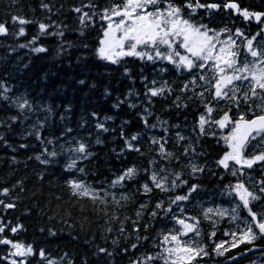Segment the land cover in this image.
Here are the masks:
<instances>
[{"label":"trees","instance_id":"1","mask_svg":"<svg viewBox=\"0 0 264 264\" xmlns=\"http://www.w3.org/2000/svg\"><path fill=\"white\" fill-rule=\"evenodd\" d=\"M113 2L118 3L120 0H0V23H5L10 33L0 36V85L3 86L0 93L3 88H8L10 91L7 95L10 98L24 96L33 105L32 111H25L27 119L21 116L13 124L9 117L20 116L19 111L8 102L0 100V120L3 121L0 123V136L3 137L0 140V189L10 190L7 196H0V200L16 205L7 210L0 206V226L5 229L0 233V238L25 246L31 245L34 255L26 258L28 264H48L49 260L54 261V264H69V261L71 264H130L131 260L142 254L158 251L153 245L159 244L162 234L172 224L171 221H166V216L172 217L176 207L172 206L173 212L165 215L155 209V204L163 201L167 207L170 197L184 194L188 191V186L197 184V192L192 194L189 201L181 204L184 211L181 212L180 207L177 213L181 218L185 214L199 219L200 235L194 239L210 251V255L197 257L192 264H242L254 254H264L262 238L255 241L254 245L241 244L230 249L224 256H212L210 240H218L219 235L209 237L210 226L202 215V203L210 198L222 202L234 199L233 193L228 194L230 190L226 186L243 179L233 177L216 164L229 150L220 136V128L214 125L215 129L212 131H216L215 135H199L197 120L200 114L205 113V109L192 91H179L187 82L183 78L189 73L177 74L170 65H162L158 61L153 64L134 57H124L117 64L97 58L96 50L99 40L103 38L102 28L106 27L99 13ZM202 2L216 3L221 7L218 11L198 10L194 20L216 30L228 28L230 33L240 29L249 38L256 36L257 40L264 43V32H260L262 25L254 18L245 22L239 14L235 16L231 9L226 10L223 1ZM234 2L241 9L264 12V0ZM177 3H182V0ZM43 4L49 7L45 9ZM90 4L95 5V9L85 7ZM74 8H81L82 11L75 12ZM93 11L97 15L87 22L81 35L79 17L83 12L91 15ZM13 15L35 21L23 25L24 36L12 34L18 33L21 27L12 22ZM39 23L51 25L48 33L62 31L64 34H40ZM258 32L260 35L257 36ZM33 39L35 43H31ZM21 44L26 47L21 48ZM35 47H44L47 51L35 53L32 51ZM162 67L168 70L161 73L159 69ZM125 69L128 70L127 75ZM156 76L159 79H154ZM144 77L147 78L146 81ZM81 80L84 84L79 83ZM153 80L159 85L167 81L173 89L172 94L146 97L145 84L151 87ZM105 90L108 95H105ZM130 90L138 95L128 96ZM202 90L203 88L195 89L196 92ZM211 91L205 92V100L211 98ZM126 96L125 103L119 108L113 107L119 100H125ZM177 96L181 97L178 102L180 107L174 103ZM189 96H193V99H188ZM149 99L152 103L148 102ZM129 103L136 107L130 108ZM213 105L216 108L213 113L215 118L223 115V111H228L230 116L237 119L239 109L234 112V106L229 102H213ZM145 108L151 115L144 111ZM240 108L247 118L252 117L247 105L241 103ZM93 113L96 114L95 117ZM108 116L112 119L106 120L105 117ZM141 116L147 117L149 125L155 127H145ZM97 122H103L109 131H98L95 127ZM68 128L72 131L68 132ZM37 131L41 137L39 140L35 135ZM30 132L33 134L29 135ZM177 133L186 139L178 141ZM133 135H138L136 141H131ZM97 138L101 143H96ZM152 138L160 139L161 143L167 141L165 148L173 153V157L161 160L157 155L159 145L153 144ZM125 139L141 151H129L125 147ZM48 140L53 143L48 144ZM77 140L87 144L88 151L93 155L88 159L78 160L75 168L66 171V165L73 156L66 149L69 146L75 147ZM21 144L27 147L21 148ZM62 144L64 150L61 149ZM189 145L196 152L189 151V155L184 156L182 153ZM45 148L49 152L58 153L55 157L41 156L42 159L50 160L47 165L35 159ZM261 148H264V144L252 141L246 152L258 153ZM189 159L203 166L204 171L191 174L186 167ZM150 161H155L151 167ZM133 166L138 169L134 180L124 182L123 187H111L114 179ZM160 167L181 173V179L188 181V185L169 193L154 189L149 195L142 194L141 185H151L148 176L153 169L159 170ZM244 171L253 182L264 180V169L260 165L251 170L245 168ZM69 179L83 181L96 189H105L114 193L117 199L121 194L128 195L130 199L122 200V206L114 205L111 195L106 209L104 205L99 206L108 211L109 216L115 213L120 219L106 224L108 217L103 211H98L90 200H78L71 196L67 187ZM141 203L148 207L142 210L139 224L134 225ZM263 204L264 201L254 202L253 210L257 212ZM153 210L159 211L157 218L150 216ZM121 222L125 228L124 233L119 231ZM145 224L148 225L147 229L144 228ZM17 225L23 227L12 233L11 228ZM108 227L113 229L112 232L105 231ZM134 227H138L139 231L134 232ZM53 232L55 235H52ZM137 236H146L148 239L138 241ZM134 242L139 244L137 250H130L127 254L121 251ZM99 247L106 248L113 255L98 253ZM249 248L254 250L248 251ZM40 250L45 253L44 259L39 256ZM10 251V245L0 244V257H7L0 259V264H8L10 259L19 260L17 257H10ZM242 255L244 256L240 257Z\"/></svg>","mask_w":264,"mask_h":264},{"label":"snow or ice","instance_id":"2","mask_svg":"<svg viewBox=\"0 0 264 264\" xmlns=\"http://www.w3.org/2000/svg\"><path fill=\"white\" fill-rule=\"evenodd\" d=\"M47 9V4L42 5ZM85 7H91L95 9V5H86ZM221 7L216 3H206L202 0H182V3H177L176 0H120V2H113L110 6L105 7L99 13V17L106 23V27L102 28L103 38L99 40V47L97 48V58L110 62L111 64H117L124 57H134L141 61H148L155 64L157 61L166 62L171 65L177 72V74L189 73V77L186 78L187 82L184 83L179 89L180 92L192 91L193 96L199 99L202 106L205 109V113L199 115L197 120V127L199 129L200 136L209 135V131L213 125L218 126L221 130L229 127L231 128L227 135L223 136V139L229 149L221 158L216 161V164L223 168L226 172H230L233 177H244L248 173H245L243 169H253L254 166L260 165L261 169H264V148L260 151L252 154H247L246 150L248 145L252 141H258V143L264 144V47H255L253 41L256 36L246 38L247 55L251 57L249 60L245 57L240 59L241 53L239 51L240 45L237 44L233 38V34L227 35V39H221V36L231 32L228 28L216 30L210 28L207 24L194 20L193 17L197 15L198 10H204L210 12L217 10ZM226 9H232L245 21L254 20L262 25L260 32H264V12L250 11L249 9H241L235 2H227L223 5ZM73 11L80 13L81 8H74ZM97 12L93 11L91 15L87 12H83L79 17L80 24L82 26L81 35H83V27L87 26V22L91 21L93 16H96ZM12 22L21 25L18 29L19 36L25 35V28L23 25L29 23H35V21H29L22 16H12ZM51 25L39 23V33H48V29ZM257 33V36L260 35ZM9 29L5 23H0V36L9 35ZM50 35L63 36L62 31L48 33ZM244 34L240 29H237L234 33L235 37H242ZM35 43V39L31 41ZM21 48L26 45H19ZM87 45H85L86 47ZM183 50L181 52L180 50ZM35 53H44L47 51L44 47H35L32 49ZM199 69V74L196 70ZM167 68H160L161 73L166 72ZM205 70L211 73L206 75ZM125 74H128V70L125 69ZM198 76V78H197ZM145 81L146 77L143 78ZM198 81L203 82L198 83ZM80 84H84V81H79ZM152 86L149 87L145 84L146 97H164L167 93L169 96L172 94L173 89L170 87L167 81L156 87V80L151 81ZM3 86L0 85V88ZM196 88H203L202 91L196 92ZM211 91V98L204 99L205 92ZM10 91L8 88H3V92L0 93V100L6 101L10 106L15 107L20 116L9 117L10 121L14 124L21 116L27 119L25 111H32V103L24 96H18L10 98L7 93ZM138 95L137 93L128 92V96ZM105 95H108L105 90ZM193 96H189L188 99H193ZM125 100H119L113 105L114 108H119L121 104L125 103ZM181 100L180 96L175 98L174 103L177 107L181 105L178 103ZM219 101H227L232 106L237 107L241 103L247 105L248 111L252 113L251 118H247L244 113L239 114L238 119H234L229 115L228 111H223V115L219 118L213 116L216 111L213 102L216 104ZM149 103L152 101L149 99ZM130 108L136 107L135 104L129 103ZM185 107L187 105H184ZM145 112H149L147 108ZM95 117V113L92 114ZM149 115L151 113L149 112ZM106 120L112 119V117H105ZM145 127H155V125H149L147 117L141 116ZM0 123H3L0 120ZM166 123V122H165ZM11 125H9L10 127ZM83 126V125H81ZM43 127V125H41ZM98 131H109L105 127L103 122H97L95 125ZM195 130V129H194ZM68 132L72 129L68 128ZM33 133H29L32 135ZM36 138L41 139L39 132L35 133ZM215 135V133H211ZM123 136V134H122ZM138 135H133L131 141H136ZM185 136L177 133V140L184 141ZM0 140L3 137L0 136ZM131 141L125 139V147L129 151L140 152V148L135 147ZM48 144L53 143L52 140L47 141ZM96 143H101L97 138ZM152 143L159 145L158 153L161 160L170 159L173 157V153L168 152L165 148L167 141L161 143L158 138H152ZM71 144V142H69ZM21 148L27 147L25 144L20 145ZM61 149L64 150V145H61ZM66 151L73 154L70 158V163L66 165V171L75 168L78 160L88 159L91 152L88 151V145L80 140L76 141V146H69ZM189 151L196 152V149L189 145L184 149L182 153L184 156L189 155ZM55 157L58 155L56 151L49 152L46 148L37 155L35 159L41 164H49V159H42L41 156ZM155 164V161H150V167ZM186 167L189 168L191 174L197 172H203L204 167L197 165L194 161L189 159ZM83 171V169H78ZM138 175V169L133 167L127 168L121 175L114 179L111 183V187L116 186L123 187L124 182L134 180ZM41 179L43 177L41 176ZM148 179L151 181V185L144 183L141 185L144 195H149L152 191L159 190L160 192L169 193L174 192L176 189L188 185V181L181 179V173L171 172L164 167H160L159 170L153 169ZM67 187L70 190V194L73 197L80 199H88L92 202L98 211H103L104 215L108 217L105 221L106 224L115 222L120 218L112 213L109 216L108 211L105 209L109 205V196L112 197V203L116 206H122L121 201H127L130 199L128 195L121 194L119 199L116 198L114 193H109L105 189H96L91 185L84 183L83 181L69 179L67 181ZM230 191L229 195L235 193L236 197L240 201V205L229 209L222 208H206L202 210V215L206 220H211L212 216H219L224 218L225 216H231L233 221H237L240 218L239 208L242 206L243 210L247 212V216L251 219H244V227L239 228V239L232 242L231 247H238L239 244L254 245V242L264 238V213H257L253 210L254 202L264 201V180L259 181L256 184V189H250L244 180L238 179L234 185L226 186ZM199 185L192 184L188 186V191L184 194H177L169 198V204L165 207L164 202L160 201L155 204V209L162 211L165 215L173 212V205L179 206L182 202H187L192 197V194L197 192ZM8 188L0 189V196H7L9 194ZM59 199V197H58ZM104 205L105 209H101L99 206ZM0 206H3L5 210L15 208V203H5L0 200ZM140 210L136 212L137 220L133 221L134 225L139 224V218L143 215V211L147 209L148 205L145 203L140 204ZM83 210V209H82ZM153 210L150 213L152 218L159 216V211ZM180 211L183 212L184 208L181 207ZM176 224L180 225L179 229L169 230L167 233L162 234V238L159 240V244H154L158 251L155 253L142 254L134 260L130 261V264H192L197 257L207 256L209 252L205 246L201 245L195 240H183L181 237L194 234L199 236V219L197 217L187 216L185 218L173 217ZM125 219H128L125 217ZM215 225V221H212ZM22 225H17L11 228L12 233H16ZM144 228L147 229L148 225L145 224ZM4 227L0 226V233L4 232ZM112 228H106V232H112ZM121 233L125 232L123 222L119 229ZM134 232H138V227L133 228ZM215 232L211 233V236H215ZM228 233H226L227 235ZM52 235H55L53 232ZM231 235L235 238L236 232H232ZM148 237L137 236L136 240H147ZM116 243V241H113ZM0 244L10 245L12 251L9 252L10 257H18L17 259L8 260V264H28L27 257L34 255V250L31 245L25 246L21 243L13 242L6 238H0ZM139 248L138 243H131L129 247L121 249L124 254H127L130 250L135 251ZM217 255L223 256L228 248L224 247L223 243H218L213 249ZM254 250L249 248L248 251ZM98 253L112 256L113 253L109 252L106 248L99 247ZM39 256L44 259L45 253L40 250ZM235 257H233L234 259ZM0 259H7V257H0ZM48 264H54V261L49 260ZM69 264L71 262L69 261Z\"/></svg>","mask_w":264,"mask_h":264},{"label":"rangeland","instance_id":"3","mask_svg":"<svg viewBox=\"0 0 264 264\" xmlns=\"http://www.w3.org/2000/svg\"><path fill=\"white\" fill-rule=\"evenodd\" d=\"M234 33L224 34V35L221 36V39H227V35L233 34V38L236 40L237 44L241 46L239 48V51L241 53L240 59L243 60L245 57H247L250 60L251 57L247 55L246 47L244 46L246 44L245 37L249 38L248 35H243L242 37H235ZM253 45L255 47H258V48L259 47H264V43L262 41H260V40H257V39H255L253 41ZM180 51L183 52L182 49ZM158 62L160 64H162V65L168 66V64L166 62H160V61H158ZM172 69H174V68L172 67ZM199 72H200V70L197 69L196 73L199 74ZM184 74H186V72H184ZM205 74L209 75V76L211 75V73L208 72L207 70H205ZM158 76L160 77V75H158ZM158 76H156L154 79H159ZM188 77H189V75H186L183 79H186ZM197 78H198V76H197ZM155 86L159 87L160 85L157 82V84ZM229 109H230V107H229ZM233 109H234V112H236L238 110V109H236L235 106L233 107ZM243 111L244 110L242 108H240V106H239V110H238V113H237V116H236L237 119L239 118V114L243 113ZM230 128H231V125L229 127H227L226 130L225 129H223V130L220 129L219 130L220 136H221L223 141H224L223 136L227 135V133L229 132ZM213 129H215L214 125L210 129H207V130L211 134V133H213V131H212ZM247 154H252V153H247ZM243 171H244V169H243ZM244 172L246 173V171H244ZM237 178L243 179L245 181L246 185L250 189L258 191V189H256V184L258 182L257 181H254V182L251 181L250 180L251 178L248 175L244 176V177L237 176ZM234 194L235 193H233L234 199L232 198V200H230V198H229V200L227 202H222V201H218V200L215 201L212 198H210L209 200L206 199L207 201L202 203V210L206 209V208H209V207L214 208V209L219 207V208H222V209L226 208V209L230 210L231 208L236 207L237 205H240L239 199ZM181 204L179 206L173 205V206L176 207V212L174 211V213L172 214V217L166 216V221L167 220L171 221L172 224L169 225V228H168V230L165 233H167L169 230H175V229H179L180 228V225L176 224L175 219L173 217L175 216V217L181 218V217H179L177 215V213L179 212V208L181 207ZM241 207L239 208V216H240L241 219H239L237 221H233L231 219V216H225L224 218H220L219 216H212L211 220H206L207 223L210 226V228H209V237L210 238L214 237V236H211L212 232H215L216 233L215 235H219V239L218 240H213V239L210 240V242L212 243V248L213 249L215 248V245L218 244V243H223L224 247L228 248L229 250L233 249L231 247V244H232V242H234V240H238L239 239V235H240L238 225H239L240 228H242V227H244L243 220L244 219H248V220L251 219L250 217L247 216V212L245 210H243V208H241ZM257 213H264V204H263L262 207H260V209L257 211ZM187 216H190V215H185L184 214V217H182V218H185ZM212 221H215V225H213ZM199 231H200V228H199ZM232 232H236L237 233V236L235 238L231 235ZM226 233H228V234L226 235ZM194 237H195V235L190 233L189 236L181 237V239H183V240L192 239V240L197 241L196 239H194ZM161 238H162V236H161ZM240 245L241 244H239V246ZM205 248L209 252V255H210L209 249L206 246H205ZM225 253H224V255H225ZM212 256H214V257L218 256L219 257V255H217L214 250H213ZM243 256L244 255H242L240 257H243ZM18 259H20V258H18ZM242 264H264V254H254V255L251 256L250 259L245 260V262H243Z\"/></svg>","mask_w":264,"mask_h":264},{"label":"flooded vegetation","instance_id":"4","mask_svg":"<svg viewBox=\"0 0 264 264\" xmlns=\"http://www.w3.org/2000/svg\"><path fill=\"white\" fill-rule=\"evenodd\" d=\"M181 0H176V2H179ZM219 1H223L224 4L226 3V0H219ZM227 2H234V0H227ZM245 22H250V21H245Z\"/></svg>","mask_w":264,"mask_h":264},{"label":"water","instance_id":"5","mask_svg":"<svg viewBox=\"0 0 264 264\" xmlns=\"http://www.w3.org/2000/svg\"><path fill=\"white\" fill-rule=\"evenodd\" d=\"M226 10H229V9H226ZM232 10V9H231ZM216 11H218V9L216 10ZM233 12H234V15L235 16H238V13H236L234 10H232Z\"/></svg>","mask_w":264,"mask_h":264},{"label":"bare ground","instance_id":"6","mask_svg":"<svg viewBox=\"0 0 264 264\" xmlns=\"http://www.w3.org/2000/svg\"><path fill=\"white\" fill-rule=\"evenodd\" d=\"M225 130H226V128H225ZM228 134V133H227ZM235 195V194H234Z\"/></svg>","mask_w":264,"mask_h":264}]
</instances>
